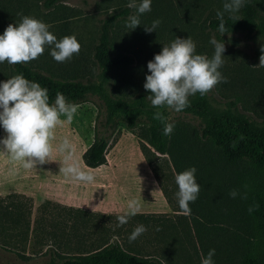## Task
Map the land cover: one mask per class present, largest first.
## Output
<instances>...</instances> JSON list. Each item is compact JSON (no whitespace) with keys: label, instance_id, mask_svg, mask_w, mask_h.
<instances>
[{"label":"rangeland","instance_id":"1","mask_svg":"<svg viewBox=\"0 0 264 264\" xmlns=\"http://www.w3.org/2000/svg\"><path fill=\"white\" fill-rule=\"evenodd\" d=\"M129 2L0 0V34L9 24H18L21 13L49 25L58 40L75 35L81 48L70 60L56 62L50 55L52 46L46 45L43 55L28 64L97 84L101 76L92 50L99 25L107 15L120 12L111 27V44L114 51L131 56L133 63L109 77L104 83L106 93L114 99H134L142 93L148 111L162 112L168 123L184 124L189 137L200 134V119L151 105L146 98L151 93L143 87L150 74L147 63L176 37H191L196 54L211 58L215 49L209 41L215 38L225 46L218 71L227 82L218 83L205 94L206 102L214 110L247 116L254 125L264 123V66H259L264 55L263 31H212L208 22L223 10L224 0H151V11L139 15L140 26L131 29L127 22L137 10L129 8ZM140 2L136 0L137 5ZM245 3L264 21V0ZM240 10L231 15L241 17ZM229 15L225 13L224 17ZM156 19L161 21L159 27L146 32L144 27H150ZM10 67L6 61L0 63L1 75ZM76 106L73 120L55 130L47 163L25 168L0 151V211L6 210L0 218V238L26 256L18 258L0 249V264H46L50 250L76 252L103 242H119L127 252L154 257L163 264H201L210 249H215L214 264H238V255L250 236L246 208L253 182L244 170L223 163L212 149L200 145L186 159L179 160L176 153L173 158L155 154L149 163L144 157L148 146L139 137V128L127 129L122 123L111 136L105 163L88 168L81 155L93 140L95 126L103 118L98 111L103 109L95 95ZM5 136L0 127V139ZM65 137L72 143L81 168L94 173V182H78L60 172L63 154L56 149ZM191 167L196 168L200 192L195 202H190L191 212L186 215L179 209L175 175ZM233 189L241 195L247 193V199L240 195L231 198ZM130 199L139 201L140 210L121 225L117 217L127 211ZM140 224L147 231L130 242V234Z\"/></svg>","mask_w":264,"mask_h":264},{"label":"clouds","instance_id":"2","mask_svg":"<svg viewBox=\"0 0 264 264\" xmlns=\"http://www.w3.org/2000/svg\"><path fill=\"white\" fill-rule=\"evenodd\" d=\"M245 4V0H224L223 10L217 11L219 20L218 31L226 33L224 14H234ZM135 8L137 15L129 17L127 27L135 29L140 26L139 15L151 11V0H130L127 5ZM21 16L17 24H9L0 34V63L5 61L15 65L28 63L43 55L45 46H52L50 55L59 63L70 60L74 54H79L81 45L75 35H66L59 40L49 31V25L27 15ZM161 21L156 19L151 26H145L148 33L155 31ZM214 46L211 58L196 54V44L191 37H176L170 44L163 45L162 50L148 61L144 89L151 94L146 98L154 108L167 107L180 112L189 106V96L199 93L201 96L211 91L218 83L227 82L218 69L223 65V42L215 38L210 39ZM259 66H264V55L260 57ZM77 111L74 103L67 101L66 97L56 93L53 103L49 102L48 89L39 83L29 81L23 74H17L0 82V127L6 136L0 139L4 153L10 155L14 161H19L25 168L35 167L50 161L53 152L55 130L64 123H70ZM65 117V119H61ZM153 119L159 120L163 125V134L170 136L174 124L168 123L163 113L156 111ZM63 154L60 172L66 177L83 182H94L95 176L91 171L81 168L75 159V149L70 140L62 139L57 149ZM196 168L191 167L175 175L178 185L176 193L179 209L183 214H190V202H195L200 192V185L195 177ZM247 199V193L241 195L233 189L229 196L235 199ZM258 208L256 203L248 207L251 214ZM140 210V203L136 199L127 202V211L117 217L123 225L128 218L135 216ZM159 230V229H157ZM147 228L140 224L135 227L129 236V241H135ZM215 249H210L206 256H202L201 264H214Z\"/></svg>","mask_w":264,"mask_h":264},{"label":"trees","instance_id":"3","mask_svg":"<svg viewBox=\"0 0 264 264\" xmlns=\"http://www.w3.org/2000/svg\"><path fill=\"white\" fill-rule=\"evenodd\" d=\"M120 15V12L109 14L99 25L92 50L93 61L100 71L99 83L57 75L28 63L10 64L11 67L6 68L2 75L0 72V82L23 74L29 81L37 82L48 89L50 103L55 101L57 92L62 93L68 102L75 105L87 101L90 95H95L103 109V112L101 109L98 111V115L102 114L103 118L98 120L93 140L81 155L83 164L88 168H96L105 163V153L111 136L122 123L127 129L139 128V137L148 146L144 157L149 163L150 156L155 154L173 158L176 153L179 160L186 159L193 148L200 145L212 149L223 163L244 170L253 182V189L248 196L246 208L250 236L245 248L238 255V264H264V123L257 126L247 116L233 115L228 110H214L206 102V96L197 93L193 100H189V106L181 112L200 119V134L189 137L184 124L174 123V132L165 136L164 125L153 119L154 112L148 111L144 106L142 93L134 99L110 97L104 89V83L119 69L129 67L133 63L131 56L114 51L111 44V27ZM240 15L241 17H224L226 32L242 29H259L264 32L263 18L256 16L250 4H244ZM257 17L256 23L254 20ZM208 27L217 32L219 20L210 19ZM139 116L144 119L141 120ZM253 203H256L258 208L250 214L247 209ZM5 213L6 210L0 211V218L5 216ZM27 229L28 225L24 233L26 235ZM0 239L2 251L13 253L22 259L26 257L17 252L14 245L6 243L3 238ZM50 251L46 264H163L154 257L129 253L117 242H103L96 247L83 248L76 252Z\"/></svg>","mask_w":264,"mask_h":264},{"label":"crops","instance_id":"4","mask_svg":"<svg viewBox=\"0 0 264 264\" xmlns=\"http://www.w3.org/2000/svg\"><path fill=\"white\" fill-rule=\"evenodd\" d=\"M149 173H150V171H149ZM143 174H144V172H143ZM118 244H119V242H117Z\"/></svg>","mask_w":264,"mask_h":264}]
</instances>
